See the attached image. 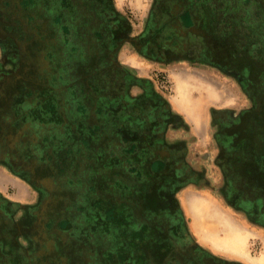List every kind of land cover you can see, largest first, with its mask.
Here are the masks:
<instances>
[{
  "label": "flooded vegetation",
  "instance_id": "1",
  "mask_svg": "<svg viewBox=\"0 0 264 264\" xmlns=\"http://www.w3.org/2000/svg\"><path fill=\"white\" fill-rule=\"evenodd\" d=\"M141 60L243 93L211 111L213 162L264 227V0H151L138 24L115 0H0V166L37 192L0 193V264H244L191 243L178 195L206 169Z\"/></svg>",
  "mask_w": 264,
  "mask_h": 264
},
{
  "label": "rangeland",
  "instance_id": "2",
  "mask_svg": "<svg viewBox=\"0 0 264 264\" xmlns=\"http://www.w3.org/2000/svg\"><path fill=\"white\" fill-rule=\"evenodd\" d=\"M115 2L117 7L138 24L144 21L151 0H115ZM141 26L137 27L141 28ZM140 65L145 73H149L148 76L156 83L158 89L165 93L173 104H177L175 108L190 121L192 139H195L190 145L191 156L194 157L199 153L197 156L208 158L204 160L200 157L199 159L206 169L207 176L203 180V184L207 183V185L189 186L178 195L179 208L184 217L191 243L197 247H203L218 257L240 261L244 264H264V227L254 223L243 213L233 210L223 199L222 178L213 162L215 150L214 145H211V111L218 107L242 106L245 102L243 93L227 76L212 69L200 68L198 71H194L190 66L185 65L175 66V69L161 68L151 61L144 60H141ZM195 102H198L197 105ZM0 177H2V180L0 179L1 195L15 203H34L37 192L32 190L29 185L1 166ZM188 193L192 194L191 196L194 198L213 200L216 203L214 207L218 212L236 220L240 228L246 231L245 233L248 234L246 242L244 244L237 243L238 246L234 247L227 245L228 241L220 238L214 232L206 230L201 235L194 231L192 218L187 212L186 197H188ZM20 213L21 210L17 212V216ZM160 232L163 233L161 230ZM144 233H141V237L145 235ZM223 236L224 234H222ZM241 248L243 252H240ZM153 257L155 258V256ZM155 263L158 264L157 261Z\"/></svg>",
  "mask_w": 264,
  "mask_h": 264
},
{
  "label": "bare ground",
  "instance_id": "3",
  "mask_svg": "<svg viewBox=\"0 0 264 264\" xmlns=\"http://www.w3.org/2000/svg\"><path fill=\"white\" fill-rule=\"evenodd\" d=\"M197 103L198 102H195V105H197ZM0 179L2 180V177H0ZM191 195L192 194L188 193L186 205L187 212L190 218H192V228L194 231L201 235L206 230L214 232L220 238L227 240L229 243L227 245L234 247L238 246L239 243L244 244L246 242L248 235L245 233L246 231L240 228L236 220H232L226 215L224 216L221 212H218L214 207L216 203L213 200L208 201L204 198H194V196ZM222 234H224L223 237ZM240 252H243V249Z\"/></svg>",
  "mask_w": 264,
  "mask_h": 264
},
{
  "label": "trees",
  "instance_id": "4",
  "mask_svg": "<svg viewBox=\"0 0 264 264\" xmlns=\"http://www.w3.org/2000/svg\"><path fill=\"white\" fill-rule=\"evenodd\" d=\"M241 1L245 2V0H241Z\"/></svg>",
  "mask_w": 264,
  "mask_h": 264
}]
</instances>
